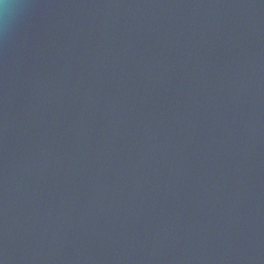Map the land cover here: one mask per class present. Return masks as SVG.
<instances>
[{"label": "water", "instance_id": "1", "mask_svg": "<svg viewBox=\"0 0 264 264\" xmlns=\"http://www.w3.org/2000/svg\"><path fill=\"white\" fill-rule=\"evenodd\" d=\"M0 264H264V0H5Z\"/></svg>", "mask_w": 264, "mask_h": 264}, {"label": "clouds", "instance_id": "2", "mask_svg": "<svg viewBox=\"0 0 264 264\" xmlns=\"http://www.w3.org/2000/svg\"><path fill=\"white\" fill-rule=\"evenodd\" d=\"M13 7V4L6 3L5 0H0V23L6 22L9 9Z\"/></svg>", "mask_w": 264, "mask_h": 264}]
</instances>
